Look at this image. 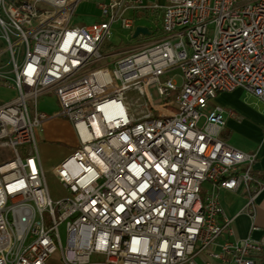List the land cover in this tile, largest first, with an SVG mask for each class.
<instances>
[{"label":"built area","instance_id":"obj_1","mask_svg":"<svg viewBox=\"0 0 264 264\" xmlns=\"http://www.w3.org/2000/svg\"><path fill=\"white\" fill-rule=\"evenodd\" d=\"M81 1L0 0V78L18 91L0 105L13 154L0 162V264H264L260 241L232 238L216 190L246 195L254 217L258 153L226 140L234 109L206 111L236 89L264 105V0H103L99 20L73 24ZM155 11L160 26L134 37ZM115 34L128 44L110 47ZM46 92L78 139L52 170L55 199L37 141L54 117Z\"/></svg>","mask_w":264,"mask_h":264},{"label":"rangeland","instance_id":"obj_2","mask_svg":"<svg viewBox=\"0 0 264 264\" xmlns=\"http://www.w3.org/2000/svg\"><path fill=\"white\" fill-rule=\"evenodd\" d=\"M99 1L103 0L81 1L73 17V24H89L99 20L100 10L97 5ZM159 2L165 4L166 0H159ZM141 22L147 23L152 28H156L160 26L161 23V12L155 11L152 13L150 19H143ZM121 38L122 35L119 36L115 34L108 38L107 41L110 47L118 49L128 44L127 41H123ZM253 103H256L254 97H251L244 90L236 89L232 92L219 94L217 98L210 101L206 108V111L210 112L215 104H230L243 115L245 120L242 124L229 122L227 130L230 131L228 133L229 135H226V140L235 147L248 153L257 151L258 146L263 141L264 133V114L259 111L262 109L263 105L260 104V106H258ZM38 105L39 109L46 111L49 116H54L60 109L58 98L53 92H46L41 95L38 99ZM51 121H55L54 128H52L54 124ZM65 121L72 124L67 118L61 116L51 117L45 121L37 131V141L42 156L43 167L47 172L49 188L54 199L60 195L66 194V190H64L62 185L56 180L52 170L72 153L74 146L78 144L75 131H72L69 125H65ZM4 152V150L0 149V162L4 159L13 157L12 153L5 158L2 157ZM62 233L65 237L63 228ZM49 264H63L60 260V255L58 253L53 254L49 260Z\"/></svg>","mask_w":264,"mask_h":264},{"label":"crops","instance_id":"obj_3","mask_svg":"<svg viewBox=\"0 0 264 264\" xmlns=\"http://www.w3.org/2000/svg\"><path fill=\"white\" fill-rule=\"evenodd\" d=\"M241 90H244V89H241ZM224 93H227V92H224ZM224 93H221V94H224ZM17 95H18V91L16 87L13 84L7 85L3 83V81L0 78V105L6 102L12 101L13 99L17 97ZM253 104L260 106V104L262 103L256 101V103H253ZM223 106L232 108L237 113V116L235 117H231V116L228 117L226 130H225V136L226 135L228 136L229 135L228 133L230 131V130H227L229 122H234L236 124H242L245 119L243 115L240 114L230 104L229 105L225 104ZM259 111L264 114V105L262 109H260ZM51 122H53L54 125L52 128H54L55 121H51ZM64 123L65 125H69L72 131L74 130L72 124H69L66 121ZM257 153H258V158L255 163V170L258 173H261L264 175V133H263V141L258 146ZM216 190L219 194L221 205L223 207L225 214L229 217H235L234 223H233L234 235L232 238L244 239L247 237H251L257 241H260L262 243V251L259 257L261 259H264V190L260 193V195L256 199L257 208H256L254 217H251L249 214L243 211V208L245 207L247 203L246 195L242 194L241 192H233V191H229L223 188H217ZM253 225H256L258 228L253 229Z\"/></svg>","mask_w":264,"mask_h":264},{"label":"water","instance_id":"obj_4","mask_svg":"<svg viewBox=\"0 0 264 264\" xmlns=\"http://www.w3.org/2000/svg\"><path fill=\"white\" fill-rule=\"evenodd\" d=\"M152 35L153 34V30L149 28V26L147 25H137V27L135 28V31L133 33L134 37H138L139 35Z\"/></svg>","mask_w":264,"mask_h":264},{"label":"trees","instance_id":"obj_5","mask_svg":"<svg viewBox=\"0 0 264 264\" xmlns=\"http://www.w3.org/2000/svg\"><path fill=\"white\" fill-rule=\"evenodd\" d=\"M145 14L148 15V16H149V15L151 16V15H152V12H146ZM139 16H140V17H141V16H144V13H140ZM225 137H226V136H225Z\"/></svg>","mask_w":264,"mask_h":264}]
</instances>
